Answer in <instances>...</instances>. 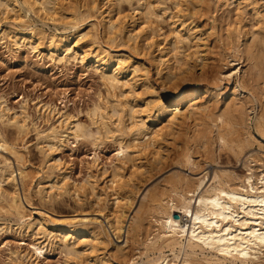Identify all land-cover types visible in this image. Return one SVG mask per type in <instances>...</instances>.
<instances>
[{
  "label": "bare ground",
  "instance_id": "1",
  "mask_svg": "<svg viewBox=\"0 0 264 264\" xmlns=\"http://www.w3.org/2000/svg\"><path fill=\"white\" fill-rule=\"evenodd\" d=\"M103 1L107 6L102 10L101 0H87V15L84 11L73 10L72 29L52 34L49 44L58 61L80 57L84 64L99 73L107 95L99 98L91 110L92 125L96 130L79 121L64 122L62 119L59 124L38 132L45 140L46 146L42 148L50 172V182L42 197L46 192L78 194L79 187L71 181L69 171L60 167L54 156L55 150L69 141V137L76 140L92 136L95 140L111 138L117 143L118 159L106 176L105 185L98 183L99 178L106 175L102 166L104 171H97L98 175L89 173L85 183L92 202L99 204L98 213L103 219H56L41 214L35 221H30L26 219L23 200H29L28 195L21 196L17 173L11 167L0 169V199L6 212L18 218L20 227L35 225L38 233L47 236L46 242L34 245L36 255L40 256L50 245L65 252L68 264H85V260L88 264H108L107 258L95 254L98 249L104 251L111 248L124 256L125 248H129L135 237L138 238L134 237L137 227H143L139 223L144 218L138 222L140 217H144L142 213H134L130 217L128 212L135 204L141 186L139 181L140 186L134 182V178L142 172L145 174V169L152 171L154 164L163 166L172 159L184 166L195 165L196 171V167L204 166V161L192 155L190 149L193 144L204 154L211 148H218V152L228 148L239 157L252 137V133L246 130L247 118L252 113H255L257 130L264 135V89L260 94V88H257L260 83L258 73H264V0L223 2V5L234 3L238 15L252 5L250 15L259 25V29L253 30L252 26L234 22L225 29L229 47L224 55L230 67L225 73L222 70L219 72L221 78L233 79L234 85L228 90H222L214 83L211 85L208 69L205 70L211 64L208 61L211 60V49L205 34L215 32L204 31L196 22L194 16L197 13L193 11L208 6L205 0H174V12L168 11L165 0ZM23 3L29 12L43 14L52 20L65 15L62 10L66 7L58 0H23ZM124 3L130 6L129 11L124 10ZM21 8L18 0H0V20L9 11L18 14ZM97 13L100 19H97ZM97 25L103 29L104 39L101 32L102 37L99 35ZM2 31L0 36L4 37L6 32L16 45L19 41L33 43L41 39L39 33L31 28L6 26ZM84 42L86 46L81 44ZM121 45L124 49H119ZM244 61L246 68H242ZM151 66L155 68L156 79H153ZM197 67L201 69L199 73ZM196 78H206L209 83L199 85L194 81ZM155 80L166 90L164 93L156 86ZM3 116L1 113L0 117ZM191 119L193 126L188 122ZM6 122L18 132L27 127L25 118L18 115L7 116ZM183 134L185 144L189 145L187 150L171 153V142L174 143ZM9 144L0 133V149L10 148ZM12 152L18 160L20 156ZM263 157L252 158L255 164L261 162H258V166L263 167L260 176L254 173L255 164L249 166L250 172L244 176L230 169H214L210 177L209 170L202 171L204 173L199 177L181 171H172L165 176L159 191L152 195L146 191L139 204L141 209L143 200L149 196L148 209L152 220L148 223L155 222L156 228L153 227L157 231L151 227L155 233H150L148 225H145L147 232L143 233H147L146 238L139 240L141 254L138 253L137 257L133 252L136 257L129 259L133 264H176L177 259H180L179 264H228L233 261L264 264ZM95 158L98 159L97 156ZM18 174L22 182L27 177L21 165L18 166ZM4 183L8 184V188L4 187ZM108 187L112 191L110 198L107 196ZM83 191L86 192V189ZM109 199H112L111 205L107 203ZM175 212L189 215L188 222L177 219ZM49 224L58 232L49 231ZM8 227L3 226L0 231H7ZM110 230L118 236L126 233L124 244L115 243L109 237ZM167 249L174 254V259L165 252Z\"/></svg>",
  "mask_w": 264,
  "mask_h": 264
},
{
  "label": "rangeland",
  "instance_id": "2",
  "mask_svg": "<svg viewBox=\"0 0 264 264\" xmlns=\"http://www.w3.org/2000/svg\"><path fill=\"white\" fill-rule=\"evenodd\" d=\"M18 1L22 5V8L18 14L9 11L2 16L0 20V33L3 32L2 29H5L6 26H14L20 29L31 28L39 33L41 39L33 43H22L19 41V45H16L9 38L10 36L8 37L6 32L3 35L4 37L0 36V116L1 113L4 114L3 117H0V133L6 138L8 144L10 143V148H7L8 150L0 149V169L11 167L14 168L15 174L17 173L16 181L21 196L24 198L25 194L28 195L29 200H23L26 206V219L30 221H35L37 218L41 217V214L56 219L66 217H97L103 219L102 215L98 213V208L100 206L92 202V195L87 192L88 185L85 183L86 179L89 178V173H96L98 175V172L105 170L104 173L106 175L101 176L98 181L100 186L105 185V181L107 180L106 176L109 175V172L111 173L113 164L117 162L116 158L118 159V146L111 138L95 140L96 138L92 136L76 140L73 137H69V141L61 145L57 151L55 150L54 156L57 161H59V166H62L66 172L69 171L67 173L71 181L76 183L79 187H76L79 189L77 191L78 194H58L56 192L50 194L46 192L45 196L42 197V194L46 191L45 187L49 185L50 182V177L48 175L50 172L45 161L43 149L46 146V144L44 146L45 140H43L44 138L42 135L38 133L39 130L48 129L50 125L59 124V122L64 119V122L66 120H72L88 124L89 127H91V129L93 128L95 131L96 129L92 125L93 116L91 115V110L95 102H98L101 97L103 98L107 95L101 77L94 68L90 67L87 63L84 64L80 57L78 59L70 58L69 61H58L57 54L53 53L54 51L49 47L52 34H58L72 29L73 23L71 22H73V12L75 10L84 11L83 13L87 15L85 10L87 0H58V2H62L61 4L66 8L62 10L65 15L56 20L49 19L47 16L40 13L29 12L23 0ZM173 1L174 0H165L168 11H176V6ZM223 2H225V0H205L204 3H207L206 5L208 6L204 5L206 6L203 7L204 9L197 8L198 10L193 9V11H196L194 12L195 14L197 13L196 15L194 14L195 19L197 18L196 22H199V25L204 31L208 30L207 32H209L213 30V32H215L211 35H209L210 33L205 34V37L208 36L206 43L210 45L208 46L211 49V52L209 51L211 60L208 59L211 64L209 65L210 67L207 66L205 69H208L209 74H211H208L210 80L208 77L207 78L210 83H212L211 85L214 83V85H219L222 90H228L234 85V81L232 78L231 80H227L228 78H221V72H227L230 67L224 55L228 51L227 47H229V45H227L228 43H226L228 40L225 39V29L229 24L234 25L235 23H244L247 27L252 26L251 28L253 30L259 29V25L257 20L250 15L252 14L250 10L252 5H250L251 7L248 6L249 9L247 7L240 16L236 12L234 3L229 5L225 3L223 5ZM261 2H263V0ZM106 6V1L101 0V9H105ZM123 6L125 7H123L125 11L130 10L128 4L124 3ZM189 9H192L191 6ZM100 18L98 14L97 19ZM98 29L99 33L103 30L100 25ZM101 33L99 35L104 39V32ZM85 43L86 42L81 44L86 46ZM120 47L119 49H124V46ZM51 52L53 54H51ZM210 55L208 56L210 57ZM245 63L246 61L242 62V68L247 67L244 65ZM200 70V67H197L196 71L198 73ZM151 71L153 79H156L157 75L153 66H151ZM234 77L236 78V76ZM257 77L260 82L257 88H260V90H258L261 94V91L264 89V73H258ZM196 79L194 81H196L197 84L199 83V85L209 83L206 78H200V80ZM155 83H157L156 86H158L159 90L163 93L166 91L162 89L161 83L157 82V80H155ZM258 90L256 89L257 92ZM9 115H18L25 118L27 127L18 132L13 125L6 122V118ZM247 119L248 124L246 125V130L252 133V137L244 153L241 154L242 156L240 155L237 157L228 148H223V150L220 149L221 151L218 152L217 150L219 149L217 148V150H215L216 147L211 148L212 150L210 149L207 154H204L201 148L193 144L194 146L192 145L190 149L192 155L204 161V166H201V168L196 167V171H194L195 168L193 167L195 165L184 166L169 159L166 161L168 163H164L165 165L154 164L155 167L151 169L152 171L149 170L148 172V170L145 169V174L142 172L137 175L134 178L135 181H133L135 183L139 181L141 186L137 183L140 186V189L137 191L138 196L128 214H130V217L134 213H139L140 215L142 213L141 216H144L138 219V222H140V220L144 218V220L142 219L141 223H139V225L142 224L143 227L138 226L137 230L134 232V237L137 236L139 238V234H141V238L138 239L135 237L132 241L133 243L130 242L132 246L129 244V248H125L129 255L126 251L124 256H121L119 252L117 253V251L111 248L104 251L103 249H98L95 254L98 253L100 257L103 255L102 257L105 259L107 258L108 264H133L132 259L135 258L136 255L138 257L139 254H141L142 245H140L139 240L146 238L147 233H143V231L147 232L146 226L148 225L150 233L151 231H153L152 233L157 231L155 230V222H151V224L148 223L152 220V214L148 209L150 205L149 196L147 197L148 199L146 198L144 199L145 201L143 200V207L141 209H139L141 207L139 204L142 197H144L143 195L147 193L146 191H148L150 195L154 194V192H158L164 177L168 176L172 171H181V173L184 172L186 175L189 174V176L199 177L209 170L210 177L214 169H230L241 176H244L243 174L247 175L250 172L248 169L249 166H253L256 162H253L252 158L254 156L257 158H262L264 156V135L256 128L255 113H252ZM188 122L190 126H193L194 121L192 119ZM249 125L251 127L250 129ZM182 136L177 139L178 142L177 140L174 141V143L171 142L170 148L171 150L173 149L171 153L174 151L184 152L187 150L189 145L187 146L185 144V134ZM12 151L20 156L18 160L15 158ZM201 152L202 154H200ZM244 154L249 158V161ZM96 156L98 159L95 158ZM98 162L100 164H98ZM258 162L255 164L257 167L255 165L253 166L254 171L256 170L254 172L256 176H260L263 169V167L258 166L261 162L259 164ZM20 165L25 168L27 173V177L23 182L18 174V166ZM98 167H100L101 171L100 169H96ZM202 167H204V170ZM126 177H128V175H126ZM83 184L84 186L82 187ZM3 185L8 188V184L4 183ZM85 189L86 192L83 191ZM107 191L108 198L112 197V195H109L112 192L110 187L107 188ZM85 194H87V196ZM89 195L91 197H89ZM111 202L112 199H109L107 203L111 205ZM146 204L148 205L146 206ZM176 213L177 212H175V214ZM20 224L16 216L6 212L3 207V201L0 199V228L9 226L7 231H0V264H68L65 252L61 251L60 248L51 247L50 245L44 249V252L40 256H37L34 251V245L40 241L46 242L47 236L38 233L35 225L31 228H27L20 227ZM151 227L155 231L151 230ZM47 229L49 231L53 230V232H58L57 228H54L51 224L47 226ZM116 235L117 234H114V232L110 230L109 237L115 243L124 244L126 233L124 234L123 232L122 236ZM151 236H153V234H151ZM134 240H136V243H134ZM133 252H135V256ZM165 252L170 258L174 259V254L170 250L167 249ZM129 257L132 259H129ZM179 262L180 259H177L176 264H179ZM86 263L88 264L89 262L85 260V264ZM228 264L241 263L233 261Z\"/></svg>",
  "mask_w": 264,
  "mask_h": 264
},
{
  "label": "built area",
  "instance_id": "3",
  "mask_svg": "<svg viewBox=\"0 0 264 264\" xmlns=\"http://www.w3.org/2000/svg\"><path fill=\"white\" fill-rule=\"evenodd\" d=\"M177 219L181 220L182 222H188L189 215H182L181 213L177 212Z\"/></svg>",
  "mask_w": 264,
  "mask_h": 264
}]
</instances>
